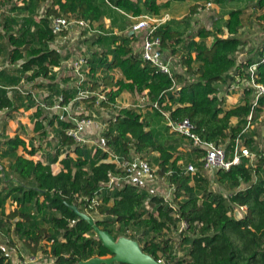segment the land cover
Masks as SVG:
<instances>
[{
  "label": "trees",
  "instance_id": "trees-1",
  "mask_svg": "<svg viewBox=\"0 0 264 264\" xmlns=\"http://www.w3.org/2000/svg\"><path fill=\"white\" fill-rule=\"evenodd\" d=\"M34 1L45 4L43 17L35 25L36 30L28 29L18 35L7 36V40L15 46L10 53V59L15 62L19 58H24L22 72L28 73L27 80L46 75L48 71L51 73L49 79L53 80L52 70L61 64L60 53L48 47V41L53 38L49 27L50 18L58 14L57 9L61 13H76L84 19L96 22H102L104 16L110 17L111 25L119 29H123L129 23L127 14L138 16L142 13H158L157 0ZM212 1L220 5L229 0ZM256 3L261 9L257 18L264 20V0H257ZM25 6L28 7L29 4ZM196 6L191 8V13L195 11ZM244 24L243 10L233 8L229 10L224 22L227 36H222L221 29L214 32L205 27H198L196 31L186 34L183 45L186 54L180 58V62L186 66V75L175 74L177 83L180 84L178 89H171V79L144 62L140 53H133L131 41L134 34L125 32L120 36L111 34L100 37L103 41L110 40L113 43L119 39V43L110 50L113 54L112 60L103 55L89 61L90 74L93 75L101 68L110 70L117 67L125 79L118 80L117 89L108 93L107 103L104 102L103 105H107L110 100L114 101L123 90L146 91L151 101L160 104V109L170 110L172 120L189 118L195 126V133L202 139L214 142L224 140L227 129L230 136L234 137L235 133L241 130V125L230 126V119L246 116L250 109L249 102L246 98L243 103L235 106L226 105L223 98L216 96L218 91L216 82L222 80L226 74L229 76L231 69L235 67L234 55L242 44L237 33ZM21 27L27 28L24 24ZM156 33L161 36L163 50L166 46L181 41L182 33L172 29L169 23L160 26ZM195 35L198 40H194ZM208 38H211L209 44ZM169 51L173 54L175 49ZM192 52L195 53L194 57ZM261 54H264V45L259 51L260 56ZM259 59L260 57L255 60L248 59L245 63H240L234 73L244 75V69ZM194 62H197L196 65ZM255 73L258 81L264 83V62H258ZM189 74L193 77L188 76ZM16 80L10 78V82ZM49 92V98L62 92L65 101L76 93L60 88L53 81L49 84ZM260 105H264V97L260 99ZM1 107L12 108V101L2 88ZM153 109H155L153 115L161 119L160 110ZM39 113L36 115H40ZM139 118L140 114L135 110L122 108L113 121H110L115 124L117 135L109 142L115 150L122 153L129 151V138L134 140L137 150L146 147L159 150L161 153L159 173L171 171L168 180L175 187L176 197H180L178 206L173 209L159 196H150L145 190L125 184L113 193L104 190L103 201L108 203L111 199L112 204L102 207L101 211H106L114 218L111 217L108 223L96 220V224L108 230L114 238L118 236L113 232L109 222L113 223L116 220L122 227L131 226L145 238L140 244L143 252L162 263L171 258L172 264H264V187L261 183V176H264V159L260 158L256 167L239 164L232 165L228 170H218L216 181L229 192L228 196H224L210 189L209 179L201 171L200 163L193 176L184 173L176 164V159L170 160L171 153L158 140V131L154 128L147 129V123L140 121ZM53 121L54 119L50 120ZM57 122L62 129L70 127L66 121L57 119ZM40 128L42 124L37 121L35 129ZM45 135L46 132L41 131L38 138L42 140ZM63 139L64 142L72 143L70 137L65 136ZM3 144L6 147L2 155L8 153L14 156L10 166L16 172L18 183L6 193L0 190V210H3L6 199L14 194L13 200L20 207L13 210L10 216L19 217L14 223L15 227L22 230L23 236L33 239V250L40 248L44 253H48L54 264H80L81 261L95 256H111V252L94 237L92 227L76 215L75 207H80L76 205L75 195L91 196L107 181L108 172L115 171L114 164L92 161L89 150L76 147L77 157L63 158L61 161L64 170L54 174L50 163L57 159L59 151L52 155L50 161L42 163L17 154V148L25 145L24 140L18 135L6 138ZM249 146L253 150L257 149L256 143L252 142ZM34 150L35 148H32L31 152ZM253 170L261 173L258 182L252 181ZM241 183H247V186L243 190H237ZM145 199H148L152 211L144 209ZM235 205L246 206V212L240 218L228 214ZM2 213L0 212V216ZM44 216L47 217L48 224L62 234V239H58L55 234L47 236L48 230L41 226ZM72 221L74 222L71 223ZM181 223H184V226L180 229ZM175 235L179 237L178 241L175 240ZM49 238H52V243L50 250H47L41 244L43 240ZM178 249H182L179 255ZM0 264H11L1 248Z\"/></svg>",
  "mask_w": 264,
  "mask_h": 264
},
{
  "label": "crops",
  "instance_id": "crops-1",
  "mask_svg": "<svg viewBox=\"0 0 264 264\" xmlns=\"http://www.w3.org/2000/svg\"><path fill=\"white\" fill-rule=\"evenodd\" d=\"M135 1V0H133ZM185 2V3H183ZM208 1H205V3ZM212 5L208 9L214 8V11H216L218 14L223 13V23L225 22L226 18L228 17V12L231 8H226L227 2L223 4H217L216 2H213L210 0ZM230 2H233V0H230ZM199 0H157L158 4V13L157 14H148L152 15L155 17H158L161 19L163 22L161 26L165 23H169L172 21V19H178L179 16H177L181 10L186 9L187 6L190 5H197L195 8V11L193 12V16H196L198 21H195V17H193L190 20L191 26H195L192 30H188L187 33H190L192 31H196L198 27H205L207 29H210L212 31H216L218 29H213L212 25L210 22H204L207 19V15L204 14L203 12H198L200 11V6H198ZM26 4H29V6H25ZM44 4V3H43ZM41 5V9H39L38 15L36 13L38 10H36L35 6V1L34 0H0V88H2L5 91L6 96L8 97L7 94V89L6 87L8 86H16L18 84H25L27 90L29 89V83H32L31 89H34L35 91H40L43 88H48L49 90V84L53 81L55 85H58L60 88L67 90V91H73L74 93L78 92V89H84L86 86H89L90 89H95L97 92H101V83L103 85H106L107 87H112L114 89H117L118 85L115 84L117 83L118 80H125L124 76L122 75L121 71L117 67H113L110 70H105V69H99L95 71V73L92 75L89 72L90 65L89 61L91 59H96L100 58L101 56L105 55L107 56L108 60H112L113 54L110 52V50L113 49L114 46H117L119 43V39H117L114 43L111 42L110 40L103 41L100 37L103 36H109L111 34H115L117 36H120L121 33L127 32L128 33V28L129 26L136 22L139 16L145 15V13H142L138 16H131L130 14H127L126 17L128 18L129 23L123 28L119 29L116 26L111 25L110 22V17H103L102 22H96V21H91L89 19H85L89 21L92 25L93 28L100 29L103 31V34H87L86 30H81L79 34V39L76 40V43H73L71 45L68 44H62L60 46L61 51L59 52L61 55V64L59 66H56L54 70V78L53 80L50 78L49 75L51 73H48L46 75H40L45 77L46 79L49 80L48 84H44L41 82H34V80L37 79L35 77L32 80H27L26 79V74L22 72V63L24 61V58H19L15 62H12L10 59V53H12L13 49L15 46L11 44L7 40V36L9 34H17L21 33L22 31L26 32L28 29L31 31L36 30V24L40 20V18L43 17V12L45 11L44 5ZM204 5V4H202ZM205 7V6H204ZM8 8V9H7ZM43 8V9H42ZM234 8H241V7H234ZM205 7V10H208ZM243 10V18H244V25L242 26L243 28L248 25L247 23L249 22L250 19V12L248 8H241ZM42 11V12H41ZM58 14L57 15H63L68 18H82L78 16L76 13L68 12V13H61L57 9ZM204 11V10H203ZM183 13V12H181ZM261 13V12H260ZM259 13V14H260ZM203 16V19L201 18ZM258 17V16H257ZM188 21V18H191V16L186 17L183 16ZM25 19V22H24ZM84 19V18H82ZM194 20V21H192ZM170 21V22H169ZM258 22L264 23V20H259ZM201 25H198V24ZM22 24L26 26L27 28L24 29V27H21ZM171 26V24H170ZM112 27V28H111ZM242 27L238 30L237 36L241 39V29ZM172 29H174L171 26ZM221 30H223L222 36H227L228 33L226 29L224 28V24L220 26ZM177 30V29H175ZM186 33V34H187ZM142 33L139 34H134V37L132 38L131 41V47L133 50V53H140L141 50V39H142ZM186 37V36H185ZM184 37V39H185ZM55 36L48 41V47L50 46V43L54 40ZM181 38H183L181 36ZM194 40H198V37L195 35ZM242 40V44L240 48L237 50L235 53V67H233L230 71V73H234L235 69L238 65L245 63L248 59H253L255 60L256 58L259 57V51L261 50L262 46L264 45V40L262 39L260 42L251 45L249 41ZM211 41V38H208L207 44H209ZM4 42V43H3ZM75 44L76 49L81 51V55H85L86 57L88 56V64L86 67L87 76L86 81L88 79L87 83L81 84L80 86H77V78L73 74L72 71V66L73 62L79 57V54L76 53H70L68 51V47H72ZM176 44V43H172ZM185 44V41L183 45ZM182 47L184 48V46ZM171 46V48H170ZM174 48L175 50L177 49L176 46L174 45H169L168 47L166 46L163 51V55L165 58H168V56L173 55L170 54V49ZM185 50V49H184ZM5 51V54H1L2 52ZM192 56H195V53L192 52ZM173 59V60H172ZM172 62H171V68L173 71V74H181V75H186L185 70L186 66L182 64L179 60L174 59V56L172 57ZM175 64H179L180 67H174ZM197 62H194L193 64L196 65ZM182 64V66H181ZM184 65V66H183ZM53 72V70H52ZM188 76L193 77V75L189 74ZM16 78L17 80L15 82H10V78ZM39 77V76H38ZM229 76L226 74L224 75V78L226 81L229 79ZM223 78V79H224ZM222 79V80H223ZM113 81V82H112ZM221 81V80H220ZM220 81L218 83L216 82V86L219 91H217L216 96L223 98L224 103L229 106H235L236 104L243 103V96L242 92L240 90H232L230 92H227L225 90V80L222 82L224 83L220 87ZM91 86L93 88H91ZM178 88L180 87V84L177 85ZM109 92H105L106 97L108 96ZM136 91H131V90H123L120 92L118 97L115 98V100H110L111 102V107L112 105H117L116 111L117 113L122 109V108H131V105L136 103ZM228 93V94H227ZM58 94H62L58 93ZM12 101V108L9 107H1L0 108V157L3 156L2 153L5 150V145L3 144V140L6 138L13 137L15 135H18L20 138H22L25 142L24 146H19L17 148V154L21 155L25 158L32 159L35 161H40L42 163H46L48 160L50 161L52 155L56 154L57 151H59V155L55 161H52L50 163L51 171L52 173L56 174L61 170H64V167L62 165V159L65 158L66 156H70L72 158L77 157V152H76V147H80L84 150H89L90 154L89 157L92 161H96L98 163L100 162H108V163H113L112 160L110 159H105L101 153H96L94 151V147L89 143L85 145H80L77 144L72 138V143L69 144L67 142H64L63 137L67 136L64 133V130L66 128H61L59 125V122H57V119L66 121L69 123L70 121L61 119L58 114H52L49 115V113L37 106V104L34 101V98L31 97H26L23 96L17 92L11 95V97H8ZM94 98H88L86 101L83 102V104L86 106V109H93V111L96 113V116L94 118L93 122H98V125L103 126L104 123H106V127L103 128L104 132L102 131L100 134L106 137L107 142L111 146V148L118 154H123L122 152H119L115 150L114 146L110 144V140L117 135L115 131V124L113 122H108L110 117L113 116L112 109L107 107V105H103L104 102L107 103L106 101H100L99 105L95 104L94 107V102H92ZM87 102V103H86ZM120 107H119V106ZM134 110V109H133ZM154 110L152 107H145L142 110H135L137 113L140 114V121H144L147 123V129L154 128L158 132V140L162 142L164 145L163 147L167 149L171 153V159H176V164L179 165L181 168L182 166H185L186 163L192 162L196 166L198 165V162L195 159V154L193 153L194 151L189 150V141L184 138L183 136L176 134L170 130V127L168 125V118L162 113V118L159 119L156 116H154ZM165 112H168V117L171 119L170 115V110H163ZM37 112H40V115H36ZM54 119L53 122H50V120ZM241 120V117H232L230 119V126L236 127L237 125H241L240 129L244 125L245 122ZM37 121H40L42 124V128L36 130L35 129V124ZM258 122H254L255 126L257 125ZM70 124V123H69ZM71 126V124H70ZM164 126H167L168 128L165 129ZM41 131H45L46 135L42 140H40L38 137L41 133ZM59 131V132H58ZM259 134L260 128L257 130H254ZM58 132V134H57ZM62 132V133H61ZM226 136L225 137H231L230 132L227 129L225 131ZM238 131L235 133L237 134ZM53 136V137H52ZM84 136H86L88 139H91L96 136L95 134V126L94 124H91L88 126L85 131H84ZM69 137V136H67ZM129 138V137H128ZM129 151L127 152L128 155H132L133 153L139 155V156H144L149 159V161L153 165H157L161 160V153L157 149H152L150 147H146L142 150H137L136 146L134 145V140L132 138H129ZM32 148H35L34 152H31ZM0 163L3 167V170L5 169V166L3 164V159H0ZM179 163V164H178ZM114 164V169L115 171H109L108 173H116L118 172V168L115 163ZM88 169V167H85ZM3 170H1L0 175H2ZM204 171V170H203ZM167 173V172H166ZM166 173L162 174V179L164 180L165 188H167L169 180H168V175ZM210 182V187L213 188V186H216L217 189L221 188L217 182L215 181V184H212V181L214 182L213 178V173H205L204 174ZM124 186V185H123ZM122 186V187H123ZM121 187V188H122ZM162 189L161 192L164 191ZM119 190V189H118ZM161 190V188H160ZM160 193V191H159ZM159 193L157 196L160 197ZM103 197V196H102ZM43 197H40L42 199ZM161 200L163 201L162 197H160ZM10 201V203H9ZM10 204V205H9ZM108 205L112 204V201H109L107 203ZM169 206V205H168ZM20 205L14 201L13 199H9V197L6 199L5 204L3 206V211H5V208L10 209L9 214H5L8 216V218H13L14 223L19 219L18 216L16 217H11L10 213L15 210L19 209ZM171 207V206H169ZM1 217V216H0ZM80 218V217H79ZM5 220V218L3 219ZM3 222V221H2ZM96 222V220H95ZM49 227V237L52 236V234H55L58 239H62V234L58 231L53 229L50 224H48ZM47 229V228H46ZM102 229V228H101ZM105 230V229H104ZM108 231V230H107ZM0 235L6 237L5 232L0 231ZM48 236V234H47ZM114 237V236H113ZM8 239V238H7ZM44 241V240H43ZM46 245H43V247L47 248V250H50V246L52 243V238H49V240H46ZM0 248L4 249V251H7L1 244ZM14 248L9 247L8 250V258L10 259L11 264H54V260L50 258L49 254L47 256L42 257V256H35L32 257H27L24 256L22 259H18L17 255H14ZM39 250L37 248L35 251ZM13 251V252H12ZM40 251V250H39ZM42 251V250H41ZM43 252V251H42ZM48 252V251H47ZM20 256H23L22 253H20ZM39 258V259H38Z\"/></svg>",
  "mask_w": 264,
  "mask_h": 264
},
{
  "label": "built area",
  "instance_id": "built-area-1",
  "mask_svg": "<svg viewBox=\"0 0 264 264\" xmlns=\"http://www.w3.org/2000/svg\"><path fill=\"white\" fill-rule=\"evenodd\" d=\"M212 3L210 1L205 3V7L208 9ZM44 13V12H43ZM163 22L160 18L152 15H141L138 17L136 22L132 23L128 28V34H139L142 33L141 39V50L140 56L144 62L149 63L152 67L159 70L160 72L166 74L172 82L171 89H178L177 79L173 74L171 68L172 55L165 58L162 51V39L161 36L156 33L157 29L161 26ZM49 27L54 40L50 43V48L61 51L60 46L67 40L71 39L76 42L79 39V34L81 30H86L87 34H103L100 29L93 28L91 23L82 18H68L63 15L51 16ZM73 62L72 71L77 78V86L87 83L86 81L87 72L86 67L88 64V56H80ZM260 59L258 62H264V54L259 55ZM172 59V60H171ZM258 62H252L246 69H244L245 74L230 73L229 79L225 80V90L230 92L232 90H240L242 96L244 97L243 102L248 99L249 102V112L246 116L241 117L244 123L241 130L234 137H226L224 140H219L218 142L207 141L202 139L197 133H195L194 124L189 120V118H182L180 120H172L168 117V112L160 109V104L157 101H151L147 96L146 91L136 93V103L131 105L134 110H142L145 107L157 108L168 118V125L170 130L176 134H179L189 141V150L194 151L195 159L205 173H213V178L216 181V173L218 170H228L232 165L243 164L245 167H256L260 158L264 159V105H260V99L264 97V83L258 81L257 75L255 73ZM56 68H53V71ZM220 81V87L224 83ZM35 82H41L48 84L49 80L43 76L37 77ZM113 82V81H112ZM116 84V82H115ZM32 83H29V89L27 90L25 84H18L16 86H8L7 94L11 97L15 92L26 96L34 98L37 106L49 113L58 114L61 119L70 121V127L64 130L65 135L72 138L77 144L85 145L91 144L94 147V151H99L105 159H110L116 164L118 172L108 173V179L96 190L91 196L86 194H76L75 200L77 208L79 211L89 215L94 221L103 220L108 223L110 218H114L113 215L108 214L106 211H101L104 206H109L103 201L102 194L104 190L109 193L120 189L125 184H130L136 186L141 190H145L150 196L157 195V192H153V184L150 183L157 178L159 169L157 165H153L148 158L144 156H139L135 153L128 155L127 153L118 154L116 153L105 136L100 134L103 128L106 127V123L103 126L98 125V122H93L96 113L93 109H86L83 104L88 98H94L92 102L99 105L100 101H106L107 97L105 92H110L116 90L114 88L107 87L101 83V92H97L95 89H90L86 86L84 89H78V92L69 98L68 101L64 100L63 94H56L49 98L48 88H43L40 91H35L31 89ZM92 88V86H91ZM219 91V90H218ZM228 94V93H227ZM220 98V97H218ZM78 102V103H77ZM87 103V102H86ZM242 103V102H241ZM111 102L107 107L112 109L113 116L110 117L109 121H113L117 115L116 107L117 105H112ZM119 106V105H118ZM120 107V106H119ZM260 111L258 112V109ZM254 122H258L255 126ZM94 124L96 136L88 139L84 136L85 129ZM260 128L259 134L256 131ZM53 137V136H52ZM1 142V138H0ZM256 143L257 149L253 150L249 144ZM229 144V149L227 145ZM179 164V163H178ZM181 168V167H180ZM182 171L188 175L193 176L196 173L197 166L192 163H186L182 166ZM0 170L3 167L0 163ZM170 170L167 171L166 175L170 174ZM162 176V174H160ZM261 173H256L253 170L252 181L258 182ZM261 183L264 187V176H261ZM214 181V182H215ZM217 182V181H216ZM217 184L221 187L218 192L222 193L224 196H228L229 192L223 188L218 182ZM247 186V183H241L237 190H243ZM211 190L213 188L210 187ZM215 191V190H213ZM227 191L225 194L224 192ZM162 197L163 202L173 209H175L178 204L180 197L175 195L174 185L168 183L166 189L159 193ZM109 201H112L111 199ZM144 209L147 211H152V207L148 203V199L144 201ZM246 212L245 205H235L228 212V214H233L235 217L243 216ZM109 217V219H108ZM72 221L71 223H73ZM110 227L113 232L118 236L117 238L124 236L135 240L139 245V241L143 242L144 237L136 229L131 226H121L119 221L109 222ZM184 223H181L179 228L181 229ZM96 239L97 236L94 233ZM114 238V239H117ZM141 247V245H140Z\"/></svg>",
  "mask_w": 264,
  "mask_h": 264
},
{
  "label": "rangeland",
  "instance_id": "rangeland-1",
  "mask_svg": "<svg viewBox=\"0 0 264 264\" xmlns=\"http://www.w3.org/2000/svg\"><path fill=\"white\" fill-rule=\"evenodd\" d=\"M9 1V0H8ZM257 0H233V2L227 1L226 4V8H234V7H241V8H248L249 12H250V19L249 22L247 23L248 25H246L244 28L242 27L241 32V39L249 41L251 43V45L256 44L258 42H260L262 39L264 40V23H260L258 22V18L257 16L259 15V13L261 12V9L257 6L256 3ZM185 3V2H183ZM43 3L40 1H36L35 2V6H36V10H38V12L36 13V15L40 14L39 13V9H41V5ZM204 4V5H202ZM45 7V4H43ZM187 8L186 9H182L181 12L183 13H179L177 16H179L178 19H172V21L170 22L171 26L174 29H177L179 32L182 33V37L181 41H179L176 44H171L176 46V50L173 53L172 56H174V59L179 60L183 54H186L184 48L182 47L185 39L184 37L186 36V33L188 32V30H192L195 26H191L190 24V20L196 16H193V13H191V8L193 7V5H186ZM198 6H200V11L198 12V14L200 12H203L204 14L207 15V19L204 22H210V24L212 25L213 29H219L221 25H223V13L218 14L216 11H214V8L212 9H208L205 10V0H199ZM8 9V8H7ZM43 9V8H42ZM204 10V11H203ZM42 12V11H41ZM188 17L191 16V18H188V21L183 18V16ZM201 18L203 19V16H201ZM204 20V19H203ZM194 21V20H192ZM198 21V19L196 18L194 22ZM198 25H201L200 23ZM188 34V33H187ZM4 43V42H3ZM73 43H76L74 41H72L71 39L67 40L64 44H68L71 45ZM76 46H78L77 44H75L72 47H68V51L70 53H76V54H81V51L76 49ZM171 48V46H170ZM1 54H5V51L2 52ZM174 67H180L179 64H175L174 63ZM182 66V64H181ZM184 66V65H183ZM262 144H264V140H262ZM0 159H3V164L5 166V169L2 172V175H0V190H2V193H6L7 191H9L13 186H15L18 183L17 177H16V172L13 170V168L10 166V164L13 162L14 156L8 153H5V155L1 156ZM204 169H202L201 167V171H203ZM203 174H205V171H203ZM215 181V180H214ZM153 185V192H157L159 193V191L161 192L162 189L165 188V184H164V180L162 179V176L160 174H158L157 178H155L154 181L150 182ZM29 184V182H28ZM212 184H215V182L212 181ZM161 188V190H160ZM213 190L215 191H219L217 189L216 186H213ZM225 194L227 193V191L224 192ZM14 194L10 195L9 199H13ZM10 203V201H9ZM10 205V204H9ZM9 210L5 208V211H1L2 213V221L0 223V231L1 232H5L6 233V237L0 235V244L7 250L4 251L3 250V254L5 255H9L8 254V250L9 247H13L14 250V255L18 256V259H22V257L27 256V257H32L35 256L34 258H36V256H42L45 257L47 256L46 253L42 252L41 249L39 248V250L35 251L33 250V246H34V241L31 238H28L26 236L22 235V230L20 231L18 228L15 227L14 224V219L13 218H8V216H6L5 214H9ZM5 218V220H3ZM46 216H44L43 221L41 222V226L46 227L47 228V234L49 235V227H48V221L46 220ZM95 233V232H94ZM8 238V239H7ZM174 238H176L175 240H179V237L177 235L174 236ZM42 244L46 245V240L42 241ZM141 244V242H140ZM13 252V251H12ZM20 253H22L23 256H20ZM182 253V249H178L177 254H181ZM178 255H175V257L177 258ZM39 259V258H38ZM173 259L171 260L167 258V260L165 262H163V264H172ZM45 264V263H43Z\"/></svg>",
  "mask_w": 264,
  "mask_h": 264
},
{
  "label": "water",
  "instance_id": "water-1",
  "mask_svg": "<svg viewBox=\"0 0 264 264\" xmlns=\"http://www.w3.org/2000/svg\"><path fill=\"white\" fill-rule=\"evenodd\" d=\"M75 208L76 215L92 227L97 238L111 252V256L109 257L95 256L88 260L81 261L80 264H109L111 262H122L125 264H163L143 252L140 245L135 240L124 236L114 239L109 231L101 229L89 215L79 211L77 207ZM237 218L240 217L237 215Z\"/></svg>",
  "mask_w": 264,
  "mask_h": 264
}]
</instances>
